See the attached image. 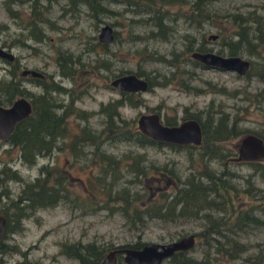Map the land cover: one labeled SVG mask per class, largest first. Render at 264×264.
Returning a JSON list of instances; mask_svg holds the SVG:
<instances>
[{
	"label": "trees",
	"instance_id": "obj_1",
	"mask_svg": "<svg viewBox=\"0 0 264 264\" xmlns=\"http://www.w3.org/2000/svg\"><path fill=\"white\" fill-rule=\"evenodd\" d=\"M23 0H4L9 15H18V10L12 8L10 2ZM31 11L28 14V27L30 36L34 39H42L46 36L45 26L48 24L55 26L54 20L49 15V6L52 0H30ZM45 1V2H44ZM77 0H68L76 3ZM88 7L89 13L101 20L107 12L112 11L107 1L125 3V8H130L135 12H140L137 21L148 25L140 35L145 42L143 50L149 55V59L166 60L163 53L157 49L147 50L148 40L155 37L169 38L177 35V29L171 28L166 19L169 18L168 7L176 6L175 16L186 21L184 32L180 33L183 38L184 48L180 51L176 48L170 50V58L166 61L171 65L166 71H156L153 76L147 74L138 67L134 72L142 74L148 79V88L155 83H166L174 79H181L185 88L199 91L201 87L192 84L194 71L191 66H209L195 57L190 56L192 49H212L207 46L206 38L210 33H214L220 45L216 51L225 53H247L258 56L263 53L260 59L250 58L249 68L243 76H250L252 73L264 78V18L261 13L248 9L244 11H233L226 9L218 11L209 4L213 0H79ZM64 7L65 9H70ZM233 23L234 27L228 32L224 31L223 22ZM206 23L215 24L216 29L209 32ZM97 23V22H96ZM7 27L4 21L0 20V31ZM197 31L203 27L198 36ZM113 39L116 31L113 30ZM92 49L99 45L105 48L108 42L101 40L98 35L92 36ZM2 43H5L4 40ZM9 44V43H8ZM264 59V58H263ZM62 62L64 73L74 78L77 70L79 57L73 59L70 54H63L58 61ZM66 65V67L64 66ZM97 67V66H94ZM108 68V67H107ZM99 69V68H98ZM126 71V70H125ZM120 70L116 73L125 72ZM10 77L0 76V103H9L16 96L27 95L31 101L29 113L15 123L14 128L6 138H0V151L15 147L18 158L21 162L32 165L37 161L38 155L49 154L54 148L62 147V141L70 133L68 132L67 117L73 112L77 117L87 118L92 111L84 110L72 104V100L60 106L57 93L59 90L58 80L53 75L44 77L29 76L36 83L41 85V89L36 93H28L22 86L17 72L10 71ZM187 74V79L183 75ZM21 74V73H20ZM22 75V74H21ZM18 76V78H16ZM27 76V75H24ZM184 80V81H183ZM212 86V82L205 80ZM211 90L228 93L223 85L211 87ZM60 91V90H59ZM136 91L123 90L119 97H112L101 103L96 111L103 115V126L93 128L87 123H82L80 129L72 135L70 140V150L79 159V156L86 162L91 163L97 168L94 175L89 177L86 184V191L80 193L74 189L60 170L54 169L47 164H41L40 169L44 173L35 176L33 179L24 177L6 161L0 165V199L4 195V203L0 202V212L7 218L3 238L0 240V253L11 250L4 242V238L9 232L21 230L22 220L42 206L65 203L80 207L82 210L91 212L105 209L108 214L118 212L123 216L128 226L134 231L142 229L148 219H155L162 224L178 223L185 221H196L199 225L203 224L195 232V243L189 248L176 250L171 255L165 257L159 264H227L226 261L242 256L251 262H259L264 259L261 249L248 253L247 243L239 240L235 233L239 229L244 230L250 225H264V185L260 186L256 182L257 178L246 177V185L238 187L230 183L228 172L224 166L232 161L230 155L232 149L226 141L236 137L244 131H254L264 137L262 132L253 129H243L239 124V118L232 116L224 108L211 110L206 108L205 120H201L200 114L195 111L183 113L181 118L193 116L200 121L202 127V140L200 143H176L164 140H157L147 135L137 127L135 118L125 117L120 112V106L126 102L136 104L139 100H131V94ZM28 93V94H27ZM30 94V95H29ZM73 91L71 96L73 99ZM95 111V112H96ZM198 111H201L198 110ZM167 123L176 122L174 115H165ZM7 141L9 146L1 147L3 141ZM126 141L131 145L146 147L162 146L164 144L173 148H192L196 145L202 150L199 151L202 158L219 159L224 165L217 170L210 168L206 163L194 171L183 173L174 169V165L168 161L156 162L149 158L146 150L128 147L119 153L114 150L106 149L104 142ZM252 165V175H260V181H264V160H249ZM43 171V170H42ZM157 176L160 180L167 182L165 186H155V191H151L148 182L150 178ZM256 179V180H255ZM8 180H20L22 186L19 192L11 195L12 190L8 186ZM254 180V182L252 181ZM136 183L138 185H136ZM232 192L238 198L241 194H247L249 205L244 209H235L231 204ZM14 193V192H13ZM239 195V196H238ZM240 206V205H238ZM221 213H218L220 212ZM199 220V222H198ZM230 221V222H228ZM231 221L233 223H231ZM229 223V224H228ZM226 230H225V228ZM188 232V231H187ZM186 232H183L184 234ZM137 234V233H136ZM138 236V235H137ZM198 238V240H197ZM201 238L206 242L201 254L190 252L195 245L202 247ZM144 241L137 238L134 241L123 242L117 246H140ZM115 245H101L94 240L63 241L61 250L77 259L76 264H97L105 255L108 249ZM16 249V248H15ZM17 250V249H16ZM23 258L15 264H38L34 260L29 262L22 251ZM4 256V255H2ZM116 264H126L121 252L116 253Z\"/></svg>",
	"mask_w": 264,
	"mask_h": 264
},
{
	"label": "rangeland",
	"instance_id": "obj_2",
	"mask_svg": "<svg viewBox=\"0 0 264 264\" xmlns=\"http://www.w3.org/2000/svg\"><path fill=\"white\" fill-rule=\"evenodd\" d=\"M30 2V0L10 2L11 7L18 10V15L11 16L4 0H0V20L7 24V27L0 31V45L10 49L16 60L19 61L17 75L20 76L22 86L30 94L41 89V85L30 79L29 76L20 74V70L24 66L37 67L42 69L47 76L53 75L54 79L58 80L61 77L59 80L65 86L74 89L73 93L76 99L74 98L72 104L84 110L92 111V114L83 119L77 117L73 112L68 114L67 125L70 135H67L62 141L63 146L54 148L49 154L38 155L37 161L32 165L21 162L16 148L10 147L9 143L4 140L1 147L9 146L10 148L0 151V165L6 161L16 168L24 179H33L40 172L42 175L44 169H42L43 171L40 169L41 164L50 165L65 174V178L71 186L83 193L87 190L86 184L89 177L94 175L97 168L91 163L86 164L80 156L79 159H75L68 144L82 123H87L96 129L103 126V115L96 110L101 103L117 95L116 88L110 85L109 75L111 72L120 70L135 71L138 67L150 76H153L156 71L168 70L171 65L166 60L170 58V50L176 48L181 51L184 48L180 33L189 28L186 27L188 23L182 19V16L176 17L174 20L176 6H169V18L165 22L171 28L177 29L178 34L172 35L171 32L168 39L155 37L148 40L146 49H157L158 52L163 53L166 60L149 59V55L143 50L145 40L142 36L137 35L142 34L144 28L147 29L149 26L137 21L136 18L140 12L125 8V3L107 1L108 6L113 10L107 12L101 20H96L89 13L85 3L79 0L71 4L68 0H52L49 6V15L54 20L55 26L52 27L47 24L45 26L46 36L36 40L30 36L29 29L25 26L28 21L27 16L31 11ZM69 4L74 5L70 9L64 10V7H69ZM209 5L218 11L253 9L261 13L264 18V0H213ZM104 22L112 25L116 35L107 43L105 48L97 45L96 48L92 49L91 42L94 39L92 36L98 35L100 25ZM221 22H223L225 32L234 27L231 22ZM204 26L208 27V30L205 31L207 36L209 32L216 29L215 24L212 23L205 22ZM190 29L194 28L190 27ZM202 30L203 27L198 31L194 29V32L199 36ZM3 40L5 43H2ZM219 40L216 37H208L205 43L212 49H217L220 45ZM261 50L264 52V47H261ZM68 53L73 59L79 57L80 60V62L76 60L77 70L74 73V79L70 76L64 77L59 70L60 60L58 61V59L63 54ZM242 54L249 58L259 59L260 67V59L263 56L261 51L258 56ZM11 63L5 57L0 56V76L10 77ZM64 66L66 67V65ZM191 66L190 68L194 71V78L191 82L201 87V90L194 91L185 88L184 82L180 81L181 79L160 84L155 83L151 85V88L147 87L131 94V100L138 99L139 102L136 104L126 102L119 107L121 114L136 119L142 111L158 110L163 119L165 115H174L176 120H180L183 113H196L195 111H197L201 120H205L206 108L211 110L224 108L229 114L239 118V124L244 130H259L264 135V78H260L254 73L249 77L243 76L232 69H223L217 66L203 67L193 65V63ZM187 78V74L184 73L183 79L186 80ZM205 80L212 82L211 87L223 85L228 89V93L211 90L210 84ZM57 97L62 99L61 93H57ZM200 109L201 111H198ZM236 139L231 138L226 141V144L233 151L235 150L234 142ZM104 144L106 149L114 150L116 153L126 150L128 147L137 148L140 151L146 150L149 158L158 163L168 161L171 163L170 165H174L176 171L179 170L182 174L201 168L203 163L217 170L224 166L219 159L202 158L199 153L202 149L198 145L192 148H173L166 144L142 147L131 145V143L123 140L112 142V144L104 142ZM254 160L262 159L258 157ZM224 167L230 172V176H228L230 183L240 188L246 185V177L249 175H251L250 179L254 177L259 179H255V183L260 186L264 185V181H260V175H252V165L247 161L235 162L232 160ZM150 180L148 186L152 192L155 191V186L166 187L167 185L165 180H160L157 176L151 177ZM252 181L254 182V180ZM7 183L12 190L11 195L19 192L22 186L20 180H8ZM136 185L138 184L136 183ZM5 199L3 195L0 202L4 203ZM247 199V194H241L236 198L232 192L230 201L236 207L235 209L243 210L249 205ZM218 213H221V210ZM22 222L21 230L9 232L4 238L6 245L11 246L10 251L2 254L6 264H15L16 261L21 260L24 257L22 251H25V257L29 262L36 260L38 264H76L77 259L75 257L69 256L61 250L63 241L94 240L103 246L130 242L137 238L143 241H166L181 235L183 232L198 230L203 226L196 221L162 224L159 220L148 219L141 230L134 231L118 212L111 215L105 209L91 212L61 202L37 208ZM231 223L233 222L231 221ZM235 235L239 240L247 243L248 253L258 249L264 253V225H250L244 230L239 229ZM199 245L202 247L195 245L189 251L194 254H201L202 248L206 245L203 238H201ZM243 254H246L245 251L241 252V256L235 258L234 261L228 260L226 263L264 264V259L259 262H251L244 259Z\"/></svg>",
	"mask_w": 264,
	"mask_h": 264
},
{
	"label": "water",
	"instance_id": "obj_3",
	"mask_svg": "<svg viewBox=\"0 0 264 264\" xmlns=\"http://www.w3.org/2000/svg\"><path fill=\"white\" fill-rule=\"evenodd\" d=\"M210 33L209 37H214ZM113 27L104 22L100 25L98 37L110 42L113 39ZM190 56L197 58L205 64L223 69H232L240 74L249 68L250 58L240 53H225L215 49H192ZM0 56L11 59L14 53L0 45ZM23 74L42 75L43 72L36 67H23ZM113 86L121 90L137 91L148 87V79L134 71H125L116 74L110 79ZM31 110V101L28 96L21 94L9 103H0V138H6L15 126V123L25 117ZM137 127L147 135L157 140L176 143H200L202 140V127L200 121L193 117H184L174 123L163 120L158 110L142 111L136 118ZM234 159H253L264 157V138L254 132H246L238 139ZM7 218L0 212V240L3 238ZM195 232L189 231L166 241L145 240L140 246L122 245L110 248L97 264H116L117 252H121L126 264H159L165 257L176 250L189 248L195 243ZM0 264H6L0 253Z\"/></svg>",
	"mask_w": 264,
	"mask_h": 264
},
{
	"label": "flooded vegetation",
	"instance_id": "obj_4",
	"mask_svg": "<svg viewBox=\"0 0 264 264\" xmlns=\"http://www.w3.org/2000/svg\"><path fill=\"white\" fill-rule=\"evenodd\" d=\"M8 61H10V62H12L11 64H12V66H11V68L9 69L10 71H15V72H17V69H18V64H19V61L18 60H16V57H15V55L11 58V59H7ZM15 61H17V63H15ZM21 64V63H20ZM25 67V66H24ZM37 68V67H36ZM39 69V68H38ZM42 72H43V74L42 75H31V74H26L27 76H36V77H46L47 76V74L42 70V69H40ZM59 70H60V73H61V75H63L64 77H69L70 75H68L67 73H64L63 72V69H62V62L60 63L59 62ZM20 73H21V70H20ZM22 75H25V74H23V73H21ZM116 74H118V73H116V72H111V75H109V78L111 79L113 76H115ZM61 77H59V79H60ZM70 78H72V77H70ZM58 79V86H59V90H58V94L59 93H61V95H62V99H60V98H58V101H59V103H60V106H62L63 107V103H65V102H67L68 100H72V101H74V98H75V95L73 94V99H72V96H71V91H74V89H72L70 86H65V84L63 83V82H61L60 80ZM72 79H74V78H72ZM110 85L112 86V87H114V88H116L115 90L117 91V95H115V96H113V97H119L121 94H122V91L123 90H121V89H118L117 87H115V86H113L112 84H111V82H110ZM27 96V95H26ZM29 98V97H28ZM76 99V98H75ZM178 121V120H177ZM246 132H254V131H244V132H242L241 134H239V135H237L236 137H233V138H237L236 140H235V142H234V147H235V150L233 151V154H231L230 155V158L233 160V161H235V162H238V161H248V160H253V159H247V158H241V159H234V158H232V156L233 155H236L237 153H238V151H237V142H238V139L241 137V135H243L244 133H246ZM254 133H256V132H254ZM257 134H259V133H257ZM260 135V134H259ZM260 136H262V135H260ZM263 137V136H262ZM264 138V137H263ZM198 144V143H197ZM258 158V157H257ZM262 160H264V157L263 158H261Z\"/></svg>",
	"mask_w": 264,
	"mask_h": 264
}]
</instances>
